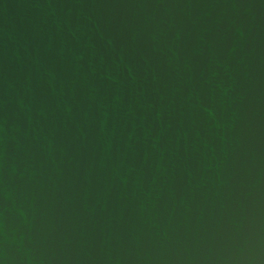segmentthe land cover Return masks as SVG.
<instances>
[{"label": "water", "instance_id": "1", "mask_svg": "<svg viewBox=\"0 0 264 264\" xmlns=\"http://www.w3.org/2000/svg\"><path fill=\"white\" fill-rule=\"evenodd\" d=\"M0 264H264V0H0Z\"/></svg>", "mask_w": 264, "mask_h": 264}]
</instances>
